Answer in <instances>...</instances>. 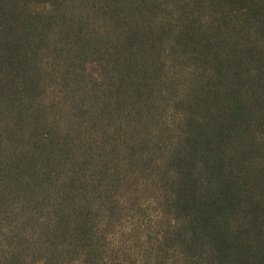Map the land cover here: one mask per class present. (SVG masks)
Returning a JSON list of instances; mask_svg holds the SVG:
<instances>
[{"label": "trees", "instance_id": "16d2710c", "mask_svg": "<svg viewBox=\"0 0 264 264\" xmlns=\"http://www.w3.org/2000/svg\"><path fill=\"white\" fill-rule=\"evenodd\" d=\"M0 264H264V0H0Z\"/></svg>", "mask_w": 264, "mask_h": 264}]
</instances>
